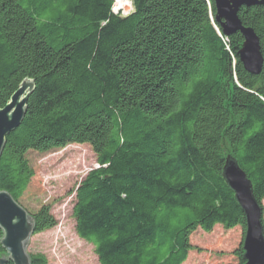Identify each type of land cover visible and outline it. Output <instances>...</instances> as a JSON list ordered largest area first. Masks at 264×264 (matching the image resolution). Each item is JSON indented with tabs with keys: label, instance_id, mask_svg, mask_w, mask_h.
<instances>
[{
	"label": "trees",
	"instance_id": "trees-1",
	"mask_svg": "<svg viewBox=\"0 0 264 264\" xmlns=\"http://www.w3.org/2000/svg\"><path fill=\"white\" fill-rule=\"evenodd\" d=\"M117 1L0 0V109L33 83L5 139L0 191L21 206L30 154L85 143L98 167L78 184L72 217L99 264H184L194 232L217 225L241 229L234 256L244 264L223 142L262 209L264 6L238 12L263 59L251 76L238 59L243 37L223 34L213 0H126V16L112 11ZM28 216L33 235L57 225L46 205Z\"/></svg>",
	"mask_w": 264,
	"mask_h": 264
},
{
	"label": "rangeland",
	"instance_id": "rangeland-1",
	"mask_svg": "<svg viewBox=\"0 0 264 264\" xmlns=\"http://www.w3.org/2000/svg\"><path fill=\"white\" fill-rule=\"evenodd\" d=\"M112 11L126 16L133 11L132 3L117 1ZM223 153L229 155L223 142ZM35 177L20 202L23 210L32 213L41 205L50 208L57 225L31 235L27 254H43L48 264H99L92 244L80 239L75 231L72 209L75 191L82 179L97 168L95 154L88 144H70L46 154H30ZM264 228V201L262 202ZM27 213V215H28ZM241 229L226 230L217 225L209 234L200 230L190 238L193 246L184 264H237L234 251L241 243Z\"/></svg>",
	"mask_w": 264,
	"mask_h": 264
},
{
	"label": "water",
	"instance_id": "water-1",
	"mask_svg": "<svg viewBox=\"0 0 264 264\" xmlns=\"http://www.w3.org/2000/svg\"><path fill=\"white\" fill-rule=\"evenodd\" d=\"M213 3L215 20L220 24L223 34L231 36L239 33L243 37L244 42L238 58L244 71L251 76L259 75L263 66L259 40L252 29L241 24L238 12L243 7L264 6V0H213ZM32 90L33 83L23 81L10 102L0 109V157L6 137L23 121L27 99ZM222 176L245 216L242 241L244 264H264L263 211L254 199L251 182L232 156L225 158ZM0 230V243L5 252L0 258V264L8 261L13 264H30L26 245L34 232L33 222L12 196L4 191H0Z\"/></svg>",
	"mask_w": 264,
	"mask_h": 264
},
{
	"label": "bare ground",
	"instance_id": "bare-ground-1",
	"mask_svg": "<svg viewBox=\"0 0 264 264\" xmlns=\"http://www.w3.org/2000/svg\"><path fill=\"white\" fill-rule=\"evenodd\" d=\"M129 3H131V2H129ZM242 45H243V44H242ZM241 48H242V46H241ZM240 50H241V49H240ZM240 50H239V51H240ZM238 59H239V58H238ZM241 171H242V170H241ZM242 172H243V171H242Z\"/></svg>",
	"mask_w": 264,
	"mask_h": 264
}]
</instances>
